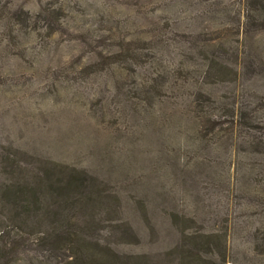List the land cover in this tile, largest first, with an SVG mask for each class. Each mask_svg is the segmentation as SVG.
I'll return each mask as SVG.
<instances>
[{
  "label": "rangeland",
  "instance_id": "rangeland-1",
  "mask_svg": "<svg viewBox=\"0 0 264 264\" xmlns=\"http://www.w3.org/2000/svg\"><path fill=\"white\" fill-rule=\"evenodd\" d=\"M17 14L28 34L0 36V264H264V131L231 154L198 138L177 68L214 64L213 93L264 104V4L0 0V35Z\"/></svg>",
  "mask_w": 264,
  "mask_h": 264
},
{
  "label": "trees",
  "instance_id": "trees-1",
  "mask_svg": "<svg viewBox=\"0 0 264 264\" xmlns=\"http://www.w3.org/2000/svg\"><path fill=\"white\" fill-rule=\"evenodd\" d=\"M253 1L264 4V0ZM247 20L248 22H252L255 20V17L248 15ZM3 21V31L2 35L0 36H13L14 38L18 39L24 34H28L26 33L29 27L27 19L21 21L20 15L17 14L15 17L12 15L8 16L6 19H3ZM47 26L49 27V25ZM30 29L31 34L36 32L35 28L31 27ZM130 52L132 51H129L128 55H125L121 51H114V53H110L107 57L112 56L111 58H137L139 60V55ZM211 61L213 60H210V62ZM84 65L88 69L95 66L94 63H85ZM219 66L220 68L216 70V72L219 75H222V73L226 74L227 72L225 69L227 68H224L223 65ZM177 68H179L181 72L185 71V73H188V75H190L188 77L190 80L195 78L193 88L190 90L192 95L191 101L194 104V108L191 110L188 119L191 120V122H194V132L198 138L202 139V137L207 138L208 136H211L212 138L207 141L208 143L212 145L216 144L218 149L223 148L224 146V150L231 154L233 148L238 145V141L239 138H241L242 133L248 129L251 130L254 128H258L259 131H264V121H258L257 117L259 113L264 115V104L258 103L254 105V108H250L249 106H246L247 104L244 102L237 100L236 95L239 94H216L206 86L207 79L210 77L214 78L215 76V74L211 73V70L214 68V64H211L210 66L203 64V67H200L193 63L187 66H185L183 63H180ZM174 73L175 69L173 67L169 68L168 74L170 76H174ZM201 79L203 81L206 80V82H200ZM185 82H188V80L185 79ZM259 124L262 126L258 127ZM214 139H216V142L213 144L210 141H213ZM255 146L264 150V139L258 141ZM56 239L57 242H63L59 241L60 237H57ZM64 247L65 249L63 250L65 251L66 245H63L58 249H62ZM77 258H83V255ZM86 259L88 258L85 257L83 260ZM73 260L68 264L77 263V261L73 262Z\"/></svg>",
  "mask_w": 264,
  "mask_h": 264
}]
</instances>
